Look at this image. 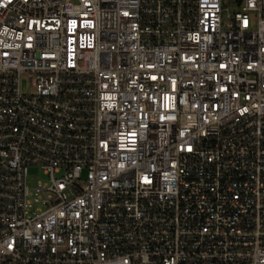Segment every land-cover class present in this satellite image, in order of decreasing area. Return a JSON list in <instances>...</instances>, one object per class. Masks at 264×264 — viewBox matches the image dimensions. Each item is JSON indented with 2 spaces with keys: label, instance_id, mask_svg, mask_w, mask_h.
I'll list each match as a JSON object with an SVG mask.
<instances>
[{
  "label": "built area",
  "instance_id": "1",
  "mask_svg": "<svg viewBox=\"0 0 264 264\" xmlns=\"http://www.w3.org/2000/svg\"><path fill=\"white\" fill-rule=\"evenodd\" d=\"M263 6L0 0V264H264Z\"/></svg>",
  "mask_w": 264,
  "mask_h": 264
},
{
  "label": "rangeland",
  "instance_id": "2",
  "mask_svg": "<svg viewBox=\"0 0 264 264\" xmlns=\"http://www.w3.org/2000/svg\"><path fill=\"white\" fill-rule=\"evenodd\" d=\"M262 15H263V17H264V6H263V8H262ZM250 19H251V24H252V28H254L255 27V22H256V19H257V17H256V14H251V16H250ZM29 80H26V79H23L22 80V83H21V88L23 89V90H28L29 89V86H27V82H28ZM46 180L47 179V177L45 176V175H43L42 174V172L39 170V168L38 167H36V166H32L30 169H29V177H28V180L29 181H31V182H35L36 180Z\"/></svg>",
  "mask_w": 264,
  "mask_h": 264
}]
</instances>
